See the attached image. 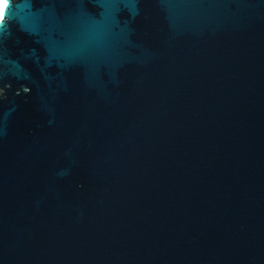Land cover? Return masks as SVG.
<instances>
[{
    "label": "water",
    "instance_id": "obj_1",
    "mask_svg": "<svg viewBox=\"0 0 264 264\" xmlns=\"http://www.w3.org/2000/svg\"><path fill=\"white\" fill-rule=\"evenodd\" d=\"M0 12V264H264V0Z\"/></svg>",
    "mask_w": 264,
    "mask_h": 264
},
{
    "label": "snow or ice",
    "instance_id": "obj_2",
    "mask_svg": "<svg viewBox=\"0 0 264 264\" xmlns=\"http://www.w3.org/2000/svg\"><path fill=\"white\" fill-rule=\"evenodd\" d=\"M0 19H4V13L0 12Z\"/></svg>",
    "mask_w": 264,
    "mask_h": 264
},
{
    "label": "clouds",
    "instance_id": "obj_3",
    "mask_svg": "<svg viewBox=\"0 0 264 264\" xmlns=\"http://www.w3.org/2000/svg\"><path fill=\"white\" fill-rule=\"evenodd\" d=\"M4 19H0V26L3 25Z\"/></svg>",
    "mask_w": 264,
    "mask_h": 264
}]
</instances>
